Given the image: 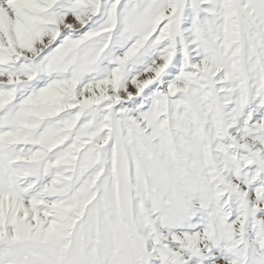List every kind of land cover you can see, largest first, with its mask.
<instances>
[{"label": "snow or ice", "instance_id": "snow-or-ice-1", "mask_svg": "<svg viewBox=\"0 0 264 264\" xmlns=\"http://www.w3.org/2000/svg\"><path fill=\"white\" fill-rule=\"evenodd\" d=\"M0 264H264V0H0Z\"/></svg>", "mask_w": 264, "mask_h": 264}]
</instances>
